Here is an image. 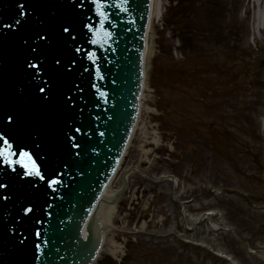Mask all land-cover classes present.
Instances as JSON below:
<instances>
[{
  "label": "rangeland",
  "instance_id": "rangeland-1",
  "mask_svg": "<svg viewBox=\"0 0 264 264\" xmlns=\"http://www.w3.org/2000/svg\"><path fill=\"white\" fill-rule=\"evenodd\" d=\"M161 1L140 117L111 194L121 192L129 174L127 188L106 205L111 212L96 264H264L247 247L264 250V141L245 133L259 129L264 138V90L257 86L264 74L254 68L264 60V25L254 30L248 0H193L205 8L200 17L187 8L191 0ZM185 14L195 27L213 26L209 14L225 18L212 35L223 41L216 57L221 62L226 54L233 72L226 71L218 99L211 95L217 79L192 73L205 67V59L194 55L185 61L177 52L180 40L170 35ZM252 82L253 97L246 93L238 100ZM170 176L176 186L148 180ZM206 213L211 219L196 224Z\"/></svg>",
  "mask_w": 264,
  "mask_h": 264
},
{
  "label": "water",
  "instance_id": "water-1",
  "mask_svg": "<svg viewBox=\"0 0 264 264\" xmlns=\"http://www.w3.org/2000/svg\"><path fill=\"white\" fill-rule=\"evenodd\" d=\"M89 2L85 0V4ZM19 3H25L31 17L28 25H14L15 32L0 36V114L16 115L14 134L33 152L46 173L53 169L63 173V184L57 193H52L45 188L46 182L37 181L38 187H33L29 178L21 180L6 165H0V179L10 183L4 191L11 197L0 206V264H32L34 229L42 233V239L36 242L41 243L43 253L35 264H88L98 247L97 230L95 234L89 224V237L83 241L79 225L81 221L84 225L88 210L113 171L135 118L149 1L130 0L123 5V0H108L113 7L107 10L117 26H108L112 38L101 46L88 42L90 34L86 29L80 31L78 21L75 44L60 37V24L71 17L64 0H0V22H23L24 17L18 15ZM38 30L48 31L51 37L44 77H50L52 82L48 102L38 98L25 68L31 53L22 39L32 37ZM148 40L146 33L144 69ZM76 47L84 51L74 53ZM87 51L97 53L95 64L87 59ZM57 57L62 61L60 66L53 63ZM68 96L72 97L70 102H66ZM75 128L81 132L75 133ZM72 135L80 149L68 144L66 137ZM76 152L80 155L75 156ZM115 194H106L104 202ZM22 205L34 208L23 219L19 213ZM9 230H17V236L27 235L23 249L16 246Z\"/></svg>",
  "mask_w": 264,
  "mask_h": 264
},
{
  "label": "snow or ice",
  "instance_id": "snow-or-ice-1",
  "mask_svg": "<svg viewBox=\"0 0 264 264\" xmlns=\"http://www.w3.org/2000/svg\"><path fill=\"white\" fill-rule=\"evenodd\" d=\"M130 0H123V5L129 4ZM64 3L71 9V17L59 26L60 37L66 42L75 44L77 42L76 29L77 21L79 22L80 31L87 30V34H90L88 42L92 45L101 46L106 43L108 39L112 38V33L109 29L116 27L117 25L111 19L112 13L107 9L113 7L108 3V0H90L88 4H85V0H64ZM123 5H115L117 8H121L122 11L128 12L129 8L123 7ZM91 13L92 15H89ZM18 15L24 17L23 22L21 19H15L13 22H0V36H5L15 32L17 29L14 25L24 27L28 25L29 18L31 17V10L26 8L25 3L18 4ZM93 16L96 20L93 21ZM41 27L43 21L40 22ZM98 25V26H97ZM51 42L50 33L44 30L35 31L32 37L22 39V44L26 46L31 55L25 61V68L28 71L29 77L33 82V86L38 94V98L42 102H48L51 98L52 82L51 78L45 79L46 75V51ZM74 53H80L84 49L76 47L73 49ZM87 59L95 64L97 60V53L95 51L86 52ZM55 66L62 64L61 59L58 57L53 61ZM70 71L71 69H67ZM99 71V69H97ZM101 79L103 77L101 76ZM72 100L71 96L66 98V102ZM17 123V117L14 113L8 112L0 114V165H6L7 169L11 170V173L21 180L29 178V183L33 187H38L37 181L46 182L45 188L50 189L52 193H57L59 186L63 184L60 176L63 173H57L55 169L46 173L42 169V165L38 163L36 156L32 151L28 150L22 145L20 139L14 134V129ZM75 133H80V128L74 129ZM103 135V133H101ZM68 144L72 149H80L81 145L76 142L75 135L66 137ZM75 156H79L80 153H74ZM19 169V170H18ZM10 187V183L4 179H0V206L6 204L11 199L10 195L5 192V189ZM33 206L22 205L19 209L21 218H27L33 213ZM37 223L41 221L37 220ZM12 232L11 238L16 241V246L23 249L25 242L27 241V235L20 233L16 235L17 230H9ZM34 239L32 250V264L35 261L41 259L43 253L41 252V243H37V240L42 239V233L39 229L33 230ZM46 243V241H45Z\"/></svg>",
  "mask_w": 264,
  "mask_h": 264
},
{
  "label": "bare ground",
  "instance_id": "bare-ground-1",
  "mask_svg": "<svg viewBox=\"0 0 264 264\" xmlns=\"http://www.w3.org/2000/svg\"><path fill=\"white\" fill-rule=\"evenodd\" d=\"M151 3L150 6V14H149V22L147 24V28H146V33L149 36V40L148 45H147V54H146V64H145V69H144V90L146 89V85L148 83V69L150 66V55L152 54V46H153V41H152V30L154 27V19H156V17L161 13V0H149ZM247 6H249V8H252L253 10V26H254V30H260V26L261 25V21L262 19H264V0H248L247 2ZM145 92V91H144ZM143 98H144V94L142 95V100L140 102V106L142 108V103H143ZM111 185L105 190V195L106 194H111ZM103 204L105 206H103ZM106 205H109V202H104V199H102L101 203L99 204L100 207V212L98 213V215L101 218V221L103 223V225H105V223L107 222V220L109 219L108 217H110V212H111V208L107 207ZM96 227V225H95ZM94 227V228H95ZM98 227V226H97ZM102 228H100L99 230H101Z\"/></svg>",
  "mask_w": 264,
  "mask_h": 264
},
{
  "label": "trees",
  "instance_id": "trees-1",
  "mask_svg": "<svg viewBox=\"0 0 264 264\" xmlns=\"http://www.w3.org/2000/svg\"><path fill=\"white\" fill-rule=\"evenodd\" d=\"M194 11L196 10L194 9ZM190 18L191 16L184 19V25H180V29H184L176 30L175 28H172V30L170 31V35L172 36V38L173 36L177 35L178 40H180L181 47L189 52V54L186 55L192 57L197 53L199 54V44L201 45V42L209 40V37H207V35L205 34V25L195 28V25L193 24L194 22ZM191 27H194L193 31Z\"/></svg>",
  "mask_w": 264,
  "mask_h": 264
}]
</instances>
